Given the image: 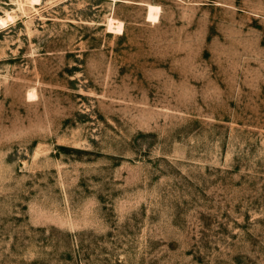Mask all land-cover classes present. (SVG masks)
I'll use <instances>...</instances> for the list:
<instances>
[{"label": "rangeland", "instance_id": "1", "mask_svg": "<svg viewBox=\"0 0 264 264\" xmlns=\"http://www.w3.org/2000/svg\"><path fill=\"white\" fill-rule=\"evenodd\" d=\"M0 264H264V0H0Z\"/></svg>", "mask_w": 264, "mask_h": 264}, {"label": "bare ground", "instance_id": "2", "mask_svg": "<svg viewBox=\"0 0 264 264\" xmlns=\"http://www.w3.org/2000/svg\"><path fill=\"white\" fill-rule=\"evenodd\" d=\"M149 18L152 19V20H157V12H158V8L155 7V6H152V5H149ZM10 19L9 17L3 19V23L6 24V23H9L10 22Z\"/></svg>", "mask_w": 264, "mask_h": 264}]
</instances>
